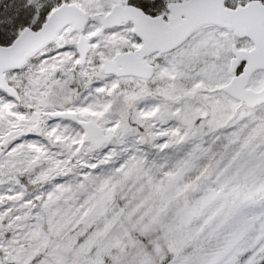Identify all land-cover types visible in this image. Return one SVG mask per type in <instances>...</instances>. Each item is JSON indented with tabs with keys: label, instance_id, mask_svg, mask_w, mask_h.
<instances>
[{
	"label": "snow or ice",
	"instance_id": "snow-or-ice-1",
	"mask_svg": "<svg viewBox=\"0 0 264 264\" xmlns=\"http://www.w3.org/2000/svg\"><path fill=\"white\" fill-rule=\"evenodd\" d=\"M0 264H264V0H0Z\"/></svg>",
	"mask_w": 264,
	"mask_h": 264
}]
</instances>
